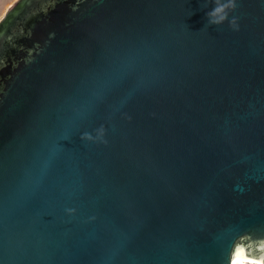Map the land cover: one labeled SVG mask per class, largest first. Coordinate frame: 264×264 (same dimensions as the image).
Returning <instances> with one entry per match:
<instances>
[{"label":"water","instance_id":"95a60500","mask_svg":"<svg viewBox=\"0 0 264 264\" xmlns=\"http://www.w3.org/2000/svg\"><path fill=\"white\" fill-rule=\"evenodd\" d=\"M75 3L0 20V264H229L264 238V0L238 31L213 0Z\"/></svg>","mask_w":264,"mask_h":264},{"label":"clouds","instance_id":"9594fccd","mask_svg":"<svg viewBox=\"0 0 264 264\" xmlns=\"http://www.w3.org/2000/svg\"><path fill=\"white\" fill-rule=\"evenodd\" d=\"M81 2L82 0H76V3L71 6V10L73 12L77 11L79 8V4ZM213 3H214V7L206 13L208 17V24L209 25H221L225 21H228L230 26L234 30L238 31L240 27L238 23L239 18L233 16L229 20L230 12L235 11L236 8L238 7L237 0H213ZM31 36H32V31L31 29H28L20 37L31 38ZM54 37H55V33L54 32L50 33V38H54ZM13 47L17 48V50L19 51L25 50L23 45H18L16 42ZM40 48H41V45L38 41L35 42L32 47L27 48V54L22 58L23 62L25 64L32 63L35 59V55L38 54V50ZM19 65H20V61H16L13 64V67L14 68L19 67ZM4 67H7L6 54L4 56L3 64L0 65V70H2ZM128 119L130 120L131 117L129 116ZM106 131H107L106 128L103 125H101L98 129H96V135H93L91 132L86 131L82 133L81 139H85L89 141H98V142L107 144L108 141L105 138ZM67 212L69 214H74L76 212V209L68 208ZM244 237H250L252 243L256 245V247L252 248L251 250H247L243 245L238 244L237 241ZM257 242L259 243L257 244ZM229 264H264V238H253L251 234H244L242 236H239L236 239L235 243L233 244L231 254H230Z\"/></svg>","mask_w":264,"mask_h":264},{"label":"rangeland","instance_id":"374dc122","mask_svg":"<svg viewBox=\"0 0 264 264\" xmlns=\"http://www.w3.org/2000/svg\"><path fill=\"white\" fill-rule=\"evenodd\" d=\"M16 0H0V20L4 17L7 9L15 2Z\"/></svg>","mask_w":264,"mask_h":264}]
</instances>
